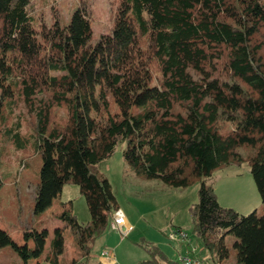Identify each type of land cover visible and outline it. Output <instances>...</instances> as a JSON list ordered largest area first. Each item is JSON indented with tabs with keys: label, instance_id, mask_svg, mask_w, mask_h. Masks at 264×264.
Here are the masks:
<instances>
[{
	"label": "trees",
	"instance_id": "16d2710c",
	"mask_svg": "<svg viewBox=\"0 0 264 264\" xmlns=\"http://www.w3.org/2000/svg\"><path fill=\"white\" fill-rule=\"evenodd\" d=\"M30 1L0 0V137L40 155L36 211L78 185L90 221L72 208L56 217L91 253L120 210L99 165L124 142L140 178L172 188L200 180L193 234L215 264H264V213L223 206L209 182L247 162L264 203V0H120L98 36L85 6L64 23L56 11L36 22ZM48 232L33 228L20 243L0 227V249L39 259ZM64 246L57 226L46 260L62 264Z\"/></svg>",
	"mask_w": 264,
	"mask_h": 264
},
{
	"label": "rangeland",
	"instance_id": "374dc122",
	"mask_svg": "<svg viewBox=\"0 0 264 264\" xmlns=\"http://www.w3.org/2000/svg\"><path fill=\"white\" fill-rule=\"evenodd\" d=\"M120 0H31L28 11L34 20H53L56 11L64 23L77 6H85L91 18L96 36L106 33L112 27L115 11ZM41 17V18H40ZM63 115L64 111L58 110ZM24 133H30L29 120L23 124ZM126 143L119 142L115 153L99 165V170L112 184L119 201L120 210L113 211L125 217L127 231L108 230L95 242L91 253L84 248L76 225L56 217L57 213L72 208L78 221L86 224L91 215L85 196L79 186L66 184L53 198L51 206L44 212H37L35 202L40 188L39 153L30 147L18 150L9 138L0 137V174L6 177L0 190V227L6 229L17 242H24V233L36 228L48 229L43 255L39 259L24 262L11 247L0 249V264H51L46 256L52 252L51 241L54 229L62 227L65 237L63 252L55 254L62 264H95L105 250L113 253L117 264H176L179 249L185 244L173 239L172 234L182 230L200 245L201 256L208 264H215L202 242L193 234L191 208L199 201L200 180L188 187L172 188L157 180H144L137 176L124 158ZM214 185L218 200L223 206L235 208L247 214L256 210L264 213L257 184L247 162L218 169L209 179ZM233 235H228L227 243L233 248ZM164 256V257H163Z\"/></svg>",
	"mask_w": 264,
	"mask_h": 264
},
{
	"label": "built area",
	"instance_id": "2783aa9c",
	"mask_svg": "<svg viewBox=\"0 0 264 264\" xmlns=\"http://www.w3.org/2000/svg\"><path fill=\"white\" fill-rule=\"evenodd\" d=\"M110 227L113 230H121L123 233L127 231L123 230L125 224V217L120 213L110 214ZM173 239L179 240L180 244H185L186 248L181 251L179 249V255L177 259V264H208L204 257L201 256L200 245L194 242L190 235L182 230H178L172 234ZM203 247V246H202ZM95 264H117V261L113 253L109 250L103 251L99 256Z\"/></svg>",
	"mask_w": 264,
	"mask_h": 264
},
{
	"label": "water",
	"instance_id": "95a60500",
	"mask_svg": "<svg viewBox=\"0 0 264 264\" xmlns=\"http://www.w3.org/2000/svg\"><path fill=\"white\" fill-rule=\"evenodd\" d=\"M123 230H126V227L125 226H123Z\"/></svg>",
	"mask_w": 264,
	"mask_h": 264
}]
</instances>
